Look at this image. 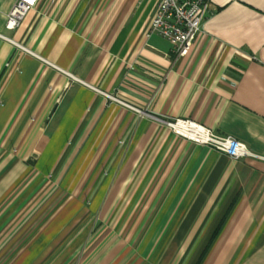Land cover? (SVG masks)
I'll use <instances>...</instances> for the list:
<instances>
[{"label": "crops", "instance_id": "1", "mask_svg": "<svg viewBox=\"0 0 264 264\" xmlns=\"http://www.w3.org/2000/svg\"><path fill=\"white\" fill-rule=\"evenodd\" d=\"M16 1L0 0V244L50 251L73 218V264H264V0H209L186 56L147 35L158 0H38L10 30ZM98 207L117 226L95 248Z\"/></svg>", "mask_w": 264, "mask_h": 264}, {"label": "built area", "instance_id": "2", "mask_svg": "<svg viewBox=\"0 0 264 264\" xmlns=\"http://www.w3.org/2000/svg\"><path fill=\"white\" fill-rule=\"evenodd\" d=\"M37 1L17 0L7 14L6 28L15 29L25 15L35 8ZM209 8V0H158L147 35L156 34L170 41L178 56H186L201 31ZM168 125L177 134L198 144L208 145L232 159L259 157L236 138L216 134L199 124L175 120Z\"/></svg>", "mask_w": 264, "mask_h": 264}, {"label": "rangeland", "instance_id": "3", "mask_svg": "<svg viewBox=\"0 0 264 264\" xmlns=\"http://www.w3.org/2000/svg\"><path fill=\"white\" fill-rule=\"evenodd\" d=\"M117 101H120V100H117ZM127 106H129V105H127ZM166 123L168 125L169 122H166ZM93 214H94V217L89 218L90 220L87 219L88 223H89L88 224V226H89L88 231L90 232V234L88 235V240L90 242H94V246L96 248L97 244H99V242L101 240L106 238L107 233H105L106 232L105 230H107V228H108V230L110 228L113 231L116 229L115 226H117L116 225L117 221H116V219L111 220V223L109 224L108 223L109 220H102L100 218L101 212H100L99 207L95 209V213H93ZM53 219L54 218L52 217L51 221L48 223L49 226H52V227L56 226L55 221H54L55 219L54 220ZM69 221H68V224L64 227H67L69 230H71V231H69L70 233L68 231H66V233L68 232V234L63 236V238L61 240H59V242L55 243V245L52 247V249L50 251H44V249L38 250L37 244H32L26 249L24 243H20V241L14 243V244H9L12 240V236H10V238H9L10 240L8 239L7 242L0 244V264H55L57 262L56 258H59V256L61 254H63V256H62L63 258H72L73 252H75L82 244L78 248H77V246L79 244H77V243L73 246V218ZM106 221H108V222H106ZM86 222L87 221L85 219L84 220L79 219L76 223L77 228L82 227L83 224H85ZM47 230H48V228H47ZM64 230L65 229H63V231ZM49 232L50 231L48 230L47 236L50 237V241L46 244V246H48L49 244H52L53 240H55V238L58 237L57 235H53V234H51L49 236ZM4 237H5V234L0 235V241ZM21 237H24V236H21ZM83 238L86 240L87 237H83ZM112 242L115 243V239L110 241L111 245L114 244ZM99 247L100 246H98L96 250H98ZM73 249H74V251H73ZM82 249L83 250L76 252L75 256L78 258H77L75 263L80 262V259L83 260L86 257V253H87L86 249L85 248H82ZM168 253L169 252L158 251L155 254V258H157L159 264H163V263H165V261H167V258H169ZM186 253H185V256H186ZM191 253L192 252H190V254ZM70 254H72V255H70ZM99 257H100V255H99ZM153 259H154V256H153ZM188 259H189V256H187V259L184 260L183 263L184 264H190L189 262L187 263ZM97 260L98 259L96 257L95 262ZM60 261H63V260H60ZM67 263L73 264V258H72V260L67 259Z\"/></svg>", "mask_w": 264, "mask_h": 264}]
</instances>
